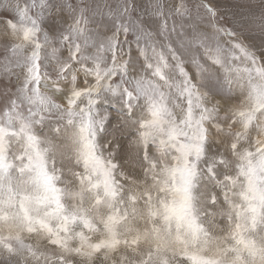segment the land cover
I'll return each mask as SVG.
<instances>
[{
  "label": "snow or ice",
  "instance_id": "snow-or-ice-1",
  "mask_svg": "<svg viewBox=\"0 0 264 264\" xmlns=\"http://www.w3.org/2000/svg\"><path fill=\"white\" fill-rule=\"evenodd\" d=\"M234 7L7 0L2 264H264V0Z\"/></svg>",
  "mask_w": 264,
  "mask_h": 264
},
{
  "label": "rangeland",
  "instance_id": "rangeland-1",
  "mask_svg": "<svg viewBox=\"0 0 264 264\" xmlns=\"http://www.w3.org/2000/svg\"><path fill=\"white\" fill-rule=\"evenodd\" d=\"M259 2L260 0H218L219 7L222 10L221 16L224 17L225 21L231 20L233 12H236L240 15L246 14L242 13L239 7L234 6L240 5L246 8L248 5H258ZM6 3L7 0H0V17L9 15V13L4 10V5ZM189 3H193V0H189ZM225 9H227V11H224ZM255 11L257 14H259V8H256ZM248 35V33H245L246 37ZM251 42L259 44V35H255L252 38ZM7 83V79H0V89H3ZM102 109L114 114L112 123L109 125L106 133L108 138L111 139L113 137H116L120 142L127 146V142L130 139L129 133L132 131V129L127 126L121 129V124H123L126 119L123 109L116 103H105L102 105ZM150 151L155 152V148L150 149ZM8 231H15V229L11 225L0 223V233H6ZM0 264H2V262H0Z\"/></svg>",
  "mask_w": 264,
  "mask_h": 264
}]
</instances>
